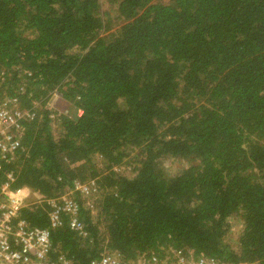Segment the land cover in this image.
Returning <instances> with one entry per match:
<instances>
[{
	"label": "trees",
	"instance_id": "1",
	"mask_svg": "<svg viewBox=\"0 0 264 264\" xmlns=\"http://www.w3.org/2000/svg\"><path fill=\"white\" fill-rule=\"evenodd\" d=\"M105 1L116 9L108 34L102 0H0L2 94L38 112L0 185L14 171V187L53 197L97 180L88 237L68 224L51 232L53 258L68 264L177 248L264 264V0ZM53 92L67 114L51 117ZM170 158L174 173L161 166ZM48 212L34 203L22 216L46 227Z\"/></svg>",
	"mask_w": 264,
	"mask_h": 264
},
{
	"label": "built area",
	"instance_id": "2",
	"mask_svg": "<svg viewBox=\"0 0 264 264\" xmlns=\"http://www.w3.org/2000/svg\"><path fill=\"white\" fill-rule=\"evenodd\" d=\"M22 89V88H21ZM49 105V103H48ZM55 114H51L54 118ZM38 117L35 108H23L16 96L3 95L0 87V166L21 142L23 123ZM14 171L6 173L0 185V264H68L63 257L54 259L51 232L68 224L82 238L88 237L84 212L92 217L99 214L98 200L102 188L96 179H76L63 193L47 197L26 187H14ZM45 203L49 208V225L32 226L22 214L34 204ZM91 264H249L219 262L193 250H168L162 256L126 260L119 252L105 250Z\"/></svg>",
	"mask_w": 264,
	"mask_h": 264
},
{
	"label": "rangeland",
	"instance_id": "3",
	"mask_svg": "<svg viewBox=\"0 0 264 264\" xmlns=\"http://www.w3.org/2000/svg\"><path fill=\"white\" fill-rule=\"evenodd\" d=\"M162 3L168 4L170 0H160ZM101 14L104 18H110L111 20V26L110 29L107 30L106 34L112 32L116 28V21H115V16H116V9L113 4L108 3L105 0H102L101 3ZM50 108L54 110V118L59 116L60 114H67L70 110V103L66 102L63 100L56 92L52 93V96L50 97L49 100V105ZM54 128L57 130V124L56 122L54 123ZM95 162L98 164V166H102L101 161L96 159ZM161 166L165 169L167 173H174L175 170L180 167V163L178 160L175 159H165ZM125 169V170H124ZM127 168L122 166L119 167L117 170L122 173H126L128 175H131L130 173L127 172ZM228 225H229V233H228V243L234 246V248L237 247V240L240 236V233L244 227V223L242 221L241 216H232L228 219ZM173 249H169L171 251Z\"/></svg>",
	"mask_w": 264,
	"mask_h": 264
},
{
	"label": "crops",
	"instance_id": "4",
	"mask_svg": "<svg viewBox=\"0 0 264 264\" xmlns=\"http://www.w3.org/2000/svg\"><path fill=\"white\" fill-rule=\"evenodd\" d=\"M82 111H79V114H81Z\"/></svg>",
	"mask_w": 264,
	"mask_h": 264
}]
</instances>
